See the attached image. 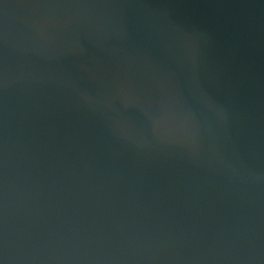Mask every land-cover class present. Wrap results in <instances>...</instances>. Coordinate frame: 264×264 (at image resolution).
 Listing matches in <instances>:
<instances>
[{"label": "water", "instance_id": "water-1", "mask_svg": "<svg viewBox=\"0 0 264 264\" xmlns=\"http://www.w3.org/2000/svg\"><path fill=\"white\" fill-rule=\"evenodd\" d=\"M0 264H264V0H0Z\"/></svg>", "mask_w": 264, "mask_h": 264}]
</instances>
